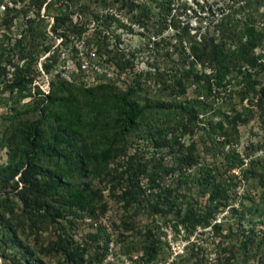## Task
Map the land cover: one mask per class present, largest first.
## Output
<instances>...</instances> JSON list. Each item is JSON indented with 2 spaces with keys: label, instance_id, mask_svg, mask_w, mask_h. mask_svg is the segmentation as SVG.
<instances>
[{
  "label": "trees",
  "instance_id": "obj_1",
  "mask_svg": "<svg viewBox=\"0 0 264 264\" xmlns=\"http://www.w3.org/2000/svg\"><path fill=\"white\" fill-rule=\"evenodd\" d=\"M69 1L73 0H68L66 7ZM150 1L159 8L167 5L169 11L174 0ZM44 2L37 3V15ZM245 2L247 13L242 18L226 15L218 36L209 43L191 44L193 59L188 66L174 72L168 82L160 81L169 100L142 98L136 80L121 90L107 81L86 85L61 79L52 81L47 93L39 90L38 95L31 94L28 85L40 49L35 22L28 20L15 44L25 61L13 64L8 86L16 93L15 103L25 97L32 100L23 107H12L0 143L7 147L6 161L0 164V192L4 194L0 196V243L10 241L18 247L19 231H49L54 236L41 250L60 256L58 264H104L112 236L102 220L110 213L109 223L112 221L110 203L114 200L121 210L117 227L123 246L129 252H141L136 259L131 258L132 252L127 253L128 263L124 264L165 259L160 256L165 244L160 234L162 225L168 223L175 232L181 225L185 236L197 226H211L217 238L211 240L216 248L213 264H230L229 240L235 232L224 225L226 216L213 223L224 209L233 216L238 208L233 201L243 194L236 190L240 179L229 171L247 164L241 168L244 183L255 178L264 186L260 161L236 148L239 126L257 113L264 115V82L258 76L264 69V52L256 50L264 41V0ZM50 3L45 5L47 12ZM76 10L85 11L87 6L71 9V13ZM69 13L52 15L53 30L70 19ZM77 15V21L68 28L67 24L60 36H65V30L79 35L87 30L92 19L82 22L81 14ZM94 17L99 20V14H92ZM90 41L99 52L106 50L101 32L95 31ZM204 59L209 72L205 64L201 71L194 70ZM43 69L49 70V64L44 62ZM192 85L194 95L175 100ZM221 90L227 94L219 95ZM132 131L142 132L149 154L134 152L120 162ZM185 138L190 139L188 143ZM205 196L206 205H202L199 198ZM145 217L144 222L139 220ZM79 222L90 227L81 242L70 232L77 230ZM249 235L242 240L246 249ZM24 249L31 254L29 248ZM198 259L206 264L203 246L193 243L172 264H195Z\"/></svg>",
  "mask_w": 264,
  "mask_h": 264
},
{
  "label": "rangeland",
  "instance_id": "obj_2",
  "mask_svg": "<svg viewBox=\"0 0 264 264\" xmlns=\"http://www.w3.org/2000/svg\"><path fill=\"white\" fill-rule=\"evenodd\" d=\"M39 1L2 0L0 2V5H5L4 9L0 7V143L5 133L7 116L11 114L12 107H23L32 100L30 97H25L15 103L16 93L10 92L8 86L13 79V64L21 65L25 61L22 58V52L15 44L16 39L26 30L28 20L35 22L39 38L38 49H40L37 51V60L32 66L34 78L28 85L31 94L38 95L36 91H42L46 85L50 88L52 81L55 83L61 79L69 80L74 84H93L89 80V76H92L91 72L85 75L71 70L66 64L67 59L76 58V50L83 42H86L83 46L84 51L91 49L96 52L91 62L100 64L102 70L98 76V82L114 83L124 90L128 82L136 80L141 87L138 94L142 98L169 100L168 91L162 87L160 81L168 82L174 72L188 66L189 61L193 59L189 50L190 45L209 43L215 39L218 36L219 27L225 21L224 17L229 13L232 15L231 18H242L247 13L244 8L247 0H174L169 4L171 8L169 11L166 8L167 5L159 8L150 0H73L69 1L68 7L65 6L68 0H45L40 8V15H37L36 5ZM48 1L52 5L47 12L45 5ZM84 4L87 10L79 13L76 10L71 13V9H79ZM263 9L264 4L261 6V10ZM61 11L70 12V21H65L62 27L53 30L52 15ZM95 13L99 14L98 21L96 17L92 18V14ZM75 14H81L82 22L92 19L87 23V30L81 35L65 30V36H60L67 24L68 28L75 22ZM95 31L103 35L105 51L99 52L97 45L89 42ZM60 37L63 39L61 40ZM43 46L49 48L43 51L41 49ZM256 50L264 52V41L263 45ZM9 60H12L11 63L8 62ZM39 62H42V65L44 62L49 64V70L43 69L46 77L39 70ZM203 66L205 71L209 72L207 59L198 61L194 70L201 71ZM120 72H125L123 81L119 80ZM258 76L264 82V69L260 70ZM194 90L195 87L192 85L185 95L176 97L175 100H183L185 97L194 95ZM223 94L227 93L221 90L219 95ZM140 134L142 132L132 131L128 138L129 147L125 155L119 157L120 162L134 152L149 154L147 144ZM189 140L185 138L184 142L188 143ZM236 148L244 156L258 159L261 164L259 170L264 174V115L257 113L249 123L239 126V143ZM6 158L7 147L0 145V164L4 163ZM164 158L166 162H170L167 156ZM206 160H211L210 155H207ZM111 164L115 163L111 162ZM95 183L99 184L97 178ZM236 190H240L244 195L233 201L238 206L235 214L229 216L227 212L224 213L226 216L224 225L232 226L235 232L233 240L232 238L229 240L232 243L230 251L233 256L230 264H264V229L262 228L264 227V198H262L264 186L261 187L255 178H251L245 183L242 180L239 181ZM3 195L0 192V196ZM206 199L207 196L200 197L199 201L204 205ZM110 209L113 214L109 224L113 243L109 244L110 253L107 254L103 263L124 264L128 257L126 254L134 250L127 251L119 236L117 227L121 214L119 204L111 200ZM139 220L144 222L147 218H139ZM89 231L90 227L84 222H79L77 230H70L78 242L84 240ZM246 235L251 238L247 249L242 244ZM53 236V233L49 231L37 234H31L27 229L23 232L19 231L20 246L14 247L10 241L0 243V264H58V261L62 260L60 256L44 254L41 250V247H47L48 240ZM201 237L205 247H211L215 252L216 248L211 241L206 239L204 234ZM24 248H29L31 254L26 253ZM90 250L93 249L90 248ZM24 252L25 255H22ZM163 255H166L164 249L160 253L161 258ZM39 258L42 260L40 263L37 262ZM161 260L163 259L158 261ZM195 264H204V262L198 259Z\"/></svg>",
  "mask_w": 264,
  "mask_h": 264
},
{
  "label": "built area",
  "instance_id": "obj_3",
  "mask_svg": "<svg viewBox=\"0 0 264 264\" xmlns=\"http://www.w3.org/2000/svg\"><path fill=\"white\" fill-rule=\"evenodd\" d=\"M0 7L4 9L5 5L1 4ZM77 19H78V15L75 14L74 21L76 22ZM60 39L62 40L63 37H60ZM84 45H86V42H83L82 45L79 46L78 50H76L77 51L76 58L67 59L66 64H67V67H69L71 70L82 72L85 75L91 72L92 76H89V80L91 83H94L98 79V76H100L99 74L101 73L102 70H101L100 64L91 62V59L95 56L96 52L91 49L89 51H84V48H83ZM39 70L46 77V73L43 70L42 62H39ZM124 74L125 72L119 73L120 81L124 80L125 78ZM48 91H49L48 85H46V88H42V93H47ZM227 148L228 146L225 147V149ZM244 161L247 162V159L244 158ZM246 166L247 164H243L242 167L232 168L229 172L231 174L236 175L238 180L240 179V181L242 180L244 182V180L241 177V168H245ZM142 180L144 182L145 178H143ZM104 191H107V189H105ZM237 194L240 195L242 194V192L240 190H237ZM226 212H227L226 209L218 212L215 216V219L213 220V223L221 222L222 217L224 216V213ZM109 215L110 213H108V216L102 220L103 221L102 223L104 224L106 231L109 233H112L110 225H109L110 224L109 219H108ZM262 228L264 229V227ZM161 230H162L161 231L162 233L160 234V239L164 241L165 243L163 245V249L166 250V255H164L165 259L161 261H157V262L152 261L149 264H172L178 258L185 255L187 248L191 246L193 243L195 244L200 243L203 246V256H204L206 264H212L214 262L213 261L215 260L214 250L211 247L210 248L205 247L204 240L201 237L202 234H204L206 239L208 238L210 241L211 240L217 241V238L214 235L211 226H206L204 228L197 226L196 229L187 236H185L184 229L182 228L181 225L178 226V232H175L169 223L167 225H162ZM112 241L113 240H111L109 244H112L113 243ZM140 254L141 252L133 251L130 256L132 259H136ZM125 263H128L127 259Z\"/></svg>",
  "mask_w": 264,
  "mask_h": 264
}]
</instances>
